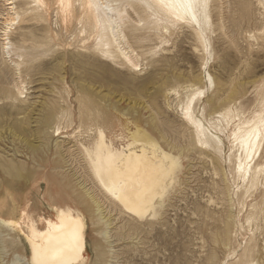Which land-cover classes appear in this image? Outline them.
<instances>
[{"label":"rangeland","instance_id":"obj_1","mask_svg":"<svg viewBox=\"0 0 264 264\" xmlns=\"http://www.w3.org/2000/svg\"><path fill=\"white\" fill-rule=\"evenodd\" d=\"M47 2L50 10L45 21L23 16L12 29V43L20 49L18 54L26 56L21 74L14 66L17 56L4 59L0 49L2 217L17 218L10 211L13 204L19 208L30 204L35 220L53 217L44 198L51 192L53 197L58 195L59 201L73 197L75 201L68 202L76 203L86 216L84 264H207L213 254L214 264H228L242 253L251 237L245 217L250 204L257 202L262 215L252 229L258 250L254 260L264 264V188L242 206L235 195L238 185L223 178L225 172L231 180L225 158L202 153L194 146L192 130L182 113L190 85L205 91L200 105L208 115L231 102L234 107L244 108L247 117L261 108L264 7L258 0H213V30L206 36L211 44L208 51L188 25L172 29L163 44L155 36L138 43L128 36L140 64V70L134 71L120 61H107L88 51L89 45H84L74 26L63 25V14L55 0ZM17 6L24 12L31 5L18 0ZM129 13L132 19L139 20L132 11ZM140 17L146 19L147 14L140 11ZM17 82H23L19 101L14 100L17 91H10ZM144 86L148 88L144 90ZM136 126L151 133L165 148L180 151L185 167L180 184L155 220H133L114 209L94 187L92 173L79 148V143L92 142L97 127H102L116 146L124 145ZM56 128L60 131L56 132ZM228 151L227 144L225 153ZM83 182L100 198L104 215L111 222L108 228L96 220L98 213L94 218L87 203L79 199ZM232 191L233 208L228 198ZM231 212V244L225 248L213 243L212 236L224 233L223 221ZM0 228L6 245L0 248V264H30L27 245L11 246L15 233ZM105 230L108 236L104 237ZM232 251L236 254L230 255Z\"/></svg>","mask_w":264,"mask_h":264},{"label":"bare ground","instance_id":"obj_2","mask_svg":"<svg viewBox=\"0 0 264 264\" xmlns=\"http://www.w3.org/2000/svg\"><path fill=\"white\" fill-rule=\"evenodd\" d=\"M17 1L0 0L3 7L0 11V49L4 59L17 56L18 62L14 63V66L21 74V66L26 56L18 54L20 49L15 48L12 43V29L22 21L23 16H33L36 20L45 21L50 6L47 0H19L25 6L31 5L29 9L21 12ZM212 2L213 0H55L63 14V25L66 28L74 26L84 45H89L86 47L88 51L107 61H120L134 71L140 70V64L134 47L132 49L129 45L128 36L137 43L148 41V38L155 36L162 40L163 44L166 43L165 36L171 35L172 29L178 25H188L195 30L204 50L208 51L211 44L206 36L213 30ZM258 3L264 7V0H258ZM129 11L136 14L139 20L132 19ZM140 11L147 14L146 19L140 17ZM50 41L53 42L52 39ZM23 49L22 46L21 53ZM67 64L71 69V63L68 61ZM98 72L101 73L99 69ZM208 81L213 84L210 74ZM140 82H143V79ZM20 84L23 82H17L10 90L12 94L17 91V94L14 93L15 101H19L23 94ZM146 88L144 86V90ZM187 89L182 113L184 121L192 130L193 144L202 153L215 158H225L231 180L225 172L223 178L227 183L234 181L238 185L235 195L241 205L245 206L247 199L264 188V83L259 91L261 108L248 117L244 108L234 107L233 102L222 110L215 108L208 115L206 108L201 109L200 105L205 91L195 85H190ZM174 93L179 96L178 91ZM140 100L138 98V101ZM59 131L60 129L56 128V132ZM124 141V145L116 146L115 142L108 138L106 131L97 127L89 145L79 143L92 173L94 187L110 201L114 209L133 220L158 219L166 207L169 195L181 182L180 175L185 168L181 153H176L172 147L165 148L151 133L138 126L129 132ZM227 144L229 151L226 154ZM215 174L217 175V172ZM81 188L83 194L79 199L83 204L87 203V209L92 211L94 218L98 213L96 220L108 228L111 222L106 219L103 205L95 190L86 182L81 184ZM50 194L51 192L46 193L44 198L50 204L53 217H39L35 220L31 215L30 204L23 208L13 204L10 211L17 215V218L5 219L2 217L3 211L0 214V227L15 233L16 238L11 246L27 245L30 264H84L87 256L86 216L76 203L68 202L75 201L73 197L67 201H59L58 195L53 197ZM228 196L233 208V191ZM250 208L245 223L251 237L242 248V253L228 264H258L254 260L258 250L252 229L260 221L262 208L257 202L251 203ZM223 224L224 233H216L212 236V242L229 248L233 212L227 215V221L224 220ZM240 225L241 229H244V224ZM2 233L0 231V248L6 246ZM102 235L108 236L107 230L103 231ZM233 254H236L235 251L230 253ZM214 259L213 254L208 258L207 264H214Z\"/></svg>","mask_w":264,"mask_h":264}]
</instances>
